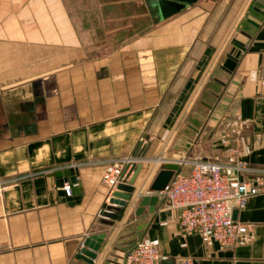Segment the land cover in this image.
<instances>
[{"label":"crops","instance_id":"obj_1","mask_svg":"<svg viewBox=\"0 0 264 264\" xmlns=\"http://www.w3.org/2000/svg\"><path fill=\"white\" fill-rule=\"evenodd\" d=\"M132 156L117 211L104 170ZM196 156L264 168V0H0V264H124L142 238L161 264H264V192L234 247L181 232L162 196L137 214L166 162Z\"/></svg>","mask_w":264,"mask_h":264},{"label":"built area","instance_id":"obj_2","mask_svg":"<svg viewBox=\"0 0 264 264\" xmlns=\"http://www.w3.org/2000/svg\"><path fill=\"white\" fill-rule=\"evenodd\" d=\"M137 156L126 157L107 164L103 182L109 187V196L119 184H127L137 164ZM188 167L169 181L157 194L168 205L179 210V229L185 234H198L204 241H216L225 247H234L248 233V225L234 219V210L248 199L264 192V168L250 165L242 159L223 161L201 156L178 160ZM249 175L243 179L242 175ZM0 181V189L3 188ZM63 189L70 196L73 183L65 182ZM83 247V244H82ZM124 264H161L157 246L142 238L126 252ZM183 264H193L190 259Z\"/></svg>","mask_w":264,"mask_h":264},{"label":"water","instance_id":"obj_3","mask_svg":"<svg viewBox=\"0 0 264 264\" xmlns=\"http://www.w3.org/2000/svg\"><path fill=\"white\" fill-rule=\"evenodd\" d=\"M192 143L194 140L182 135L176 142L175 148L181 149L185 151H189L191 148ZM142 168V165L138 164L134 168V172L132 174L131 179L127 184H119L117 189L113 192L112 198L110 202L113 204L119 205V208L114 207V210L120 211L123 207L128 206L129 200L131 199L132 194L135 192V180ZM182 171V166L177 161H168L166 162L161 170L158 172L157 176L155 177L150 190L155 192V194H148L142 197L139 202V206L137 208V214H141L146 206H149L150 211H154L155 207L159 201V195L157 192L162 191L165 189L169 181L172 177L176 174H179ZM111 217H116V213L109 212L107 214ZM238 210H234V219H237ZM106 233H96L91 234L85 238L83 242V247L81 249L80 257L84 258L89 262H93V260L97 257V252L99 251L101 244L105 238Z\"/></svg>","mask_w":264,"mask_h":264}]
</instances>
